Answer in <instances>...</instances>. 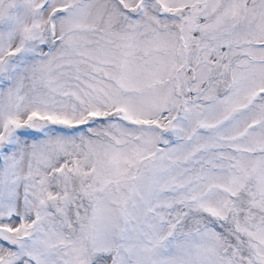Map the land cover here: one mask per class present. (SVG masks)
Instances as JSON below:
<instances>
[{
	"label": "snow or ice",
	"instance_id": "1",
	"mask_svg": "<svg viewBox=\"0 0 264 264\" xmlns=\"http://www.w3.org/2000/svg\"><path fill=\"white\" fill-rule=\"evenodd\" d=\"M0 264H264V0H0Z\"/></svg>",
	"mask_w": 264,
	"mask_h": 264
}]
</instances>
